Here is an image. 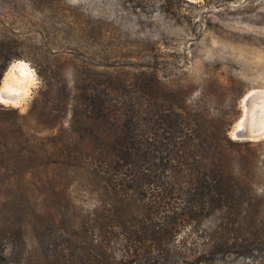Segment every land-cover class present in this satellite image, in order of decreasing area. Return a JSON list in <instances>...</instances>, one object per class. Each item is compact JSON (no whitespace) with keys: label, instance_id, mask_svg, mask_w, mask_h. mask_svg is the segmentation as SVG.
Returning a JSON list of instances; mask_svg holds the SVG:
<instances>
[{"label":"rangeland","instance_id":"1","mask_svg":"<svg viewBox=\"0 0 264 264\" xmlns=\"http://www.w3.org/2000/svg\"><path fill=\"white\" fill-rule=\"evenodd\" d=\"M18 60L0 264H264V135L233 136L264 0H0V87ZM125 147L155 162L142 196L108 184Z\"/></svg>","mask_w":264,"mask_h":264},{"label":"trees","instance_id":"2","mask_svg":"<svg viewBox=\"0 0 264 264\" xmlns=\"http://www.w3.org/2000/svg\"><path fill=\"white\" fill-rule=\"evenodd\" d=\"M122 153V156H119V160L115 161L117 163L113 166L115 172L112 176H110V178L107 176L108 184L110 187H112V189H120L125 195L135 196L137 193H139L141 194L139 196H142V194H144L142 192V184L148 177V171L150 167L155 164V162H151L150 160L146 159V156L144 155L142 158L139 157L137 159L131 157L132 154L130 153L128 147H125ZM119 168H122V170L117 174V170ZM166 190L167 187L163 185L159 189L160 192L158 190L155 191L159 192L158 195L160 198H162V200H165L164 197ZM159 202H161V200Z\"/></svg>","mask_w":264,"mask_h":264},{"label":"bare ground","instance_id":"3","mask_svg":"<svg viewBox=\"0 0 264 264\" xmlns=\"http://www.w3.org/2000/svg\"><path fill=\"white\" fill-rule=\"evenodd\" d=\"M20 61V60H18ZM10 71V69H9ZM9 71L6 75L7 82L10 87L17 88L19 91L17 93L12 94H3L5 99L15 100L20 102L22 98L27 94L31 81L26 80L23 77L19 76V73L16 72L12 76H9ZM5 77V79H6ZM5 79L0 88H3L5 84ZM17 80L22 81L21 83H17ZM255 91V92H254ZM255 93L254 98L250 104L244 108V112L236 123V126L239 127L244 116L246 115V111L248 112V132L249 136H244V138H257L264 135V90L261 92H256V90L251 91ZM250 92V93H251ZM236 129V128H235ZM261 130V131H260ZM234 131V130H233ZM234 136V134H233Z\"/></svg>","mask_w":264,"mask_h":264},{"label":"clouds","instance_id":"4","mask_svg":"<svg viewBox=\"0 0 264 264\" xmlns=\"http://www.w3.org/2000/svg\"><path fill=\"white\" fill-rule=\"evenodd\" d=\"M70 3L75 2V0H69ZM18 72L20 77L25 78L28 81L35 82L36 81V72L29 63L20 60L15 61L12 65H10L9 76H12L14 73ZM22 81L17 80V83H21ZM19 90L17 88L10 87L7 82V77L5 79V84L3 88H0V104L5 106L14 105L18 103V101L5 99L3 94H12L17 93Z\"/></svg>","mask_w":264,"mask_h":264},{"label":"water","instance_id":"5","mask_svg":"<svg viewBox=\"0 0 264 264\" xmlns=\"http://www.w3.org/2000/svg\"><path fill=\"white\" fill-rule=\"evenodd\" d=\"M254 96H255V93H251V94L247 95L244 99L245 100L244 103L248 106L250 104V102L252 101V98H254ZM247 117H248V112L246 111V115L244 116L240 126L237 127L236 129H234V131H233V134L235 137L244 138V136H249L248 132L250 130H248L249 126H248V118Z\"/></svg>","mask_w":264,"mask_h":264}]
</instances>
